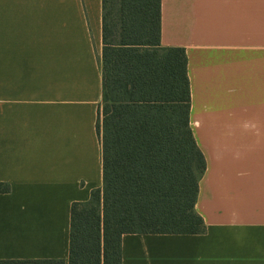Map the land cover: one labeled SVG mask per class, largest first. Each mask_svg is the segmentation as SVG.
<instances>
[{"label":"crops","instance_id":"obj_1","mask_svg":"<svg viewBox=\"0 0 264 264\" xmlns=\"http://www.w3.org/2000/svg\"><path fill=\"white\" fill-rule=\"evenodd\" d=\"M101 0H0V259L68 264L70 204L102 184ZM206 166L199 234L124 233L121 264H264V0H161Z\"/></svg>","mask_w":264,"mask_h":264},{"label":"trees","instance_id":"obj_2","mask_svg":"<svg viewBox=\"0 0 264 264\" xmlns=\"http://www.w3.org/2000/svg\"><path fill=\"white\" fill-rule=\"evenodd\" d=\"M101 8L102 184L70 204L68 264H121L124 233L205 231L195 201L206 161L189 125L185 50L160 43L161 0H101Z\"/></svg>","mask_w":264,"mask_h":264}]
</instances>
